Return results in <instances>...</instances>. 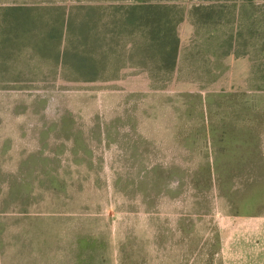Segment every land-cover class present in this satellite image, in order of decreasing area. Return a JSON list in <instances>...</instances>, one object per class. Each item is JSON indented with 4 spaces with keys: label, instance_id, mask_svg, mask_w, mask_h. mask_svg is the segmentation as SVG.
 <instances>
[{
    "label": "rangeland",
    "instance_id": "1",
    "mask_svg": "<svg viewBox=\"0 0 264 264\" xmlns=\"http://www.w3.org/2000/svg\"><path fill=\"white\" fill-rule=\"evenodd\" d=\"M16 2L33 10L0 11V264H264V0H176L172 68L94 10L127 0Z\"/></svg>",
    "mask_w": 264,
    "mask_h": 264
},
{
    "label": "trees",
    "instance_id": "2",
    "mask_svg": "<svg viewBox=\"0 0 264 264\" xmlns=\"http://www.w3.org/2000/svg\"><path fill=\"white\" fill-rule=\"evenodd\" d=\"M119 2L120 0H111ZM124 1V0H123ZM129 1V2H128ZM176 0H127L125 4L109 6L107 8H94L96 11L111 10L114 15L119 16L116 25L111 26V33L119 34L117 36L124 37V34L132 32H140L146 38L147 48L155 47L158 50L160 59L169 64V68L174 67L179 39L176 34V28L170 21L174 14L175 7L173 3ZM217 1V0H195ZM33 10L27 3H11L7 6L0 5V11L15 15L18 19V27H25L24 16ZM115 19V18H114ZM83 37V36H82ZM80 54V51L74 52ZM74 66V70L78 76L86 77L87 81L93 80L96 75L95 67L89 63H83L84 58Z\"/></svg>",
    "mask_w": 264,
    "mask_h": 264
}]
</instances>
